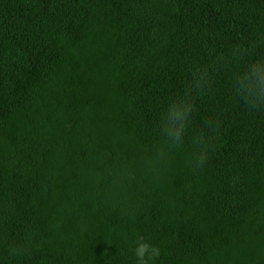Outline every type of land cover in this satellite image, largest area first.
Listing matches in <instances>:
<instances>
[{
	"label": "trees",
	"instance_id": "16d2710c",
	"mask_svg": "<svg viewBox=\"0 0 264 264\" xmlns=\"http://www.w3.org/2000/svg\"><path fill=\"white\" fill-rule=\"evenodd\" d=\"M140 237L264 264V0H0V264H137Z\"/></svg>",
	"mask_w": 264,
	"mask_h": 264
},
{
	"label": "clouds",
	"instance_id": "9594fccd",
	"mask_svg": "<svg viewBox=\"0 0 264 264\" xmlns=\"http://www.w3.org/2000/svg\"><path fill=\"white\" fill-rule=\"evenodd\" d=\"M126 209H128V211H126ZM120 219L124 222L132 223L135 228H143L148 224L145 216L134 209L130 203V199L121 209ZM136 245L134 254L137 257V264H149V261H154L160 256L159 248L144 242L143 237L137 240Z\"/></svg>",
	"mask_w": 264,
	"mask_h": 264
}]
</instances>
